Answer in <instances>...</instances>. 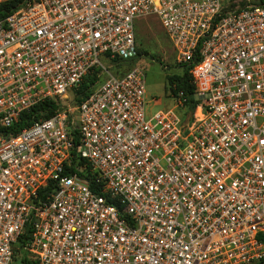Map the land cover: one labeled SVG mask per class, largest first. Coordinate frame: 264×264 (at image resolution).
Returning a JSON list of instances; mask_svg holds the SVG:
<instances>
[{
    "label": "built area",
    "instance_id": "obj_1",
    "mask_svg": "<svg viewBox=\"0 0 264 264\" xmlns=\"http://www.w3.org/2000/svg\"><path fill=\"white\" fill-rule=\"evenodd\" d=\"M147 15L194 84L183 119L148 110L141 67L108 71ZM49 97L0 130V264L26 222L32 264L264 260V0H21L0 16V128Z\"/></svg>",
    "mask_w": 264,
    "mask_h": 264
},
{
    "label": "rangeland",
    "instance_id": "obj_2",
    "mask_svg": "<svg viewBox=\"0 0 264 264\" xmlns=\"http://www.w3.org/2000/svg\"><path fill=\"white\" fill-rule=\"evenodd\" d=\"M134 50L135 53L127 60L109 62L108 71L125 70L128 65L141 67L145 77V98L148 110L172 108L182 118L186 110L185 105L179 104L168 91L165 79L168 74L180 73L182 68L175 61L173 47L154 16L147 15L135 19ZM143 50L146 53H142ZM138 51L140 53L137 54ZM102 61L105 64L108 63L106 60ZM99 76L103 79L105 74L100 73ZM73 92V87L67 90L61 97V102L72 104L74 102ZM187 113L188 111L185 116ZM21 254L20 246H14L12 264H20L18 259Z\"/></svg>",
    "mask_w": 264,
    "mask_h": 264
},
{
    "label": "trees",
    "instance_id": "obj_3",
    "mask_svg": "<svg viewBox=\"0 0 264 264\" xmlns=\"http://www.w3.org/2000/svg\"><path fill=\"white\" fill-rule=\"evenodd\" d=\"M21 0H1L0 1V16H3L7 12H10L14 8H16L20 4ZM142 53H146L144 50L141 51ZM140 53L139 51L137 54ZM129 59V58H128ZM127 59L122 60H113V61H123ZM129 65L127 66V68ZM182 71L178 74H168L166 75V85L168 88V91L175 95L177 91L182 92V96L184 97V100L181 104L185 105V112L182 114V119L185 117V113L187 111H191L195 102V99L193 98V92H194V84L191 81V76L189 72L187 71L186 67L181 66ZM97 69H91L90 71L86 72L76 86L73 87L74 90V102H77L82 97L87 95L92 88L95 86L97 81L100 80L99 74H97ZM58 101L49 97V98H43L42 100H39L32 106H30L28 109L23 110L19 113L17 119L8 127L0 128V130H10L15 131L22 125H25L32 121L33 119L37 117H46L50 115L53 110L57 107ZM76 143V142H75ZM29 226L26 222L23 226L22 232L19 234V236L16 239V242L14 243V246H20L22 249V245L27 238V232H28ZM13 258V256H12ZM18 262L21 264H32L33 260L27 258L26 252L22 249L21 257H19ZM247 264H264V260H258Z\"/></svg>",
    "mask_w": 264,
    "mask_h": 264
}]
</instances>
